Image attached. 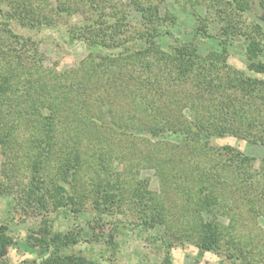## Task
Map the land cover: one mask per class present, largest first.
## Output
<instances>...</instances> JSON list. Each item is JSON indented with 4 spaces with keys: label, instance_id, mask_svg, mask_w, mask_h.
Listing matches in <instances>:
<instances>
[{
    "label": "rangeland",
    "instance_id": "1",
    "mask_svg": "<svg viewBox=\"0 0 264 264\" xmlns=\"http://www.w3.org/2000/svg\"><path fill=\"white\" fill-rule=\"evenodd\" d=\"M33 1L35 6L43 3V0ZM52 1L56 2V0ZM262 1L250 0V9L239 15L234 14L233 20L228 24L226 12L221 13V18L219 16V11L224 8L214 4L213 0H201V2L200 0H157L161 16L164 14L168 17L176 16L174 24L168 20L164 26L172 34L166 36L163 41L159 40L164 47L173 39H178L179 42H192L205 57L209 52L220 49L217 39L224 38L220 25L228 24L236 27L237 34L227 39L225 63L218 67L216 73L218 78L213 80L214 84H220L226 90H222L221 96L218 95L212 100L211 107L218 101H225L226 95L234 97V87L230 86L236 82L235 79L240 77L264 79V74L256 73L248 67L246 41L242 36V33L248 32L255 36L254 25H261L264 29ZM102 5H104V13L110 15L119 11V15L124 13L130 23L138 25L136 24L139 19L138 11L130 0H108ZM192 6L195 13L205 18L201 23L206 25L207 33L211 37H202L192 29L193 25L189 22V8ZM89 7L87 1H82L72 13L58 17L53 26L37 27L36 24L30 29L27 27L25 29L17 25L15 30L27 37L30 36L31 41L37 42L39 50L44 55L43 62L46 69L70 74L69 70L79 67V74H76L75 78L84 80L87 74H92L98 65L97 62H101L98 53L106 56L118 53L115 48L106 49L103 45L98 47L88 45L83 34L78 31L80 28L82 32V27L84 29V26L91 23ZM122 20L125 21V16H122ZM27 22L31 23L30 20ZM3 27L0 25V40L7 45ZM75 32L78 33L77 36L71 38ZM256 37L261 40L260 34ZM261 41L262 48L258 57L264 61V38ZM139 45L140 43H132L131 48ZM1 48L4 49L3 46ZM91 54L95 57V61H91L92 66L89 61H85ZM122 54L124 55L123 51ZM104 62L102 60V64ZM28 63L26 61V66ZM95 70L92 76V81L96 83L95 94H98L99 88L107 93L108 101L99 98L94 101L89 98L92 101H87V105L93 108V113L89 117L95 120L96 124L89 121L79 124L76 121L52 124L55 129L52 128L49 134H54L52 140L54 151L48 162L53 164L57 159L54 153L58 144L66 143L68 136H79L77 140L74 136L78 141L81 156L80 165L74 169L75 181L79 182L78 187L80 188L81 181L88 180L87 175H94V170L105 171L97 161L100 157L106 159L109 155L112 157L111 167L119 177L123 178L125 187H128L124 192L128 204H123L124 206L121 207L114 203L112 213L103 214L101 218L92 222V230L97 241L80 242L73 247V251L92 257L101 264H264V132L253 128L249 139L242 135L243 132L249 135L250 129H243L237 135L223 133L209 136L206 128H201L199 120L200 116L210 115L208 111L204 113L199 109L200 103L209 107L207 100L209 94L206 92L199 93L189 83L176 81L175 83L162 75L148 79L142 76L143 79L139 78L142 82L138 83L137 87L131 84V97L128 98L125 97L124 89L128 78L125 77L124 71H109L104 66L103 69L97 66ZM108 72L111 75H107ZM23 75L18 73L16 77L22 79ZM71 77L72 75H69L65 81L64 79L58 81L70 84ZM54 82L56 80L47 85H52ZM89 86L91 88L92 85ZM143 94L156 108L163 104L169 106V113L175 116L172 120L179 126L177 133L156 130L157 134H151L143 130L144 128L134 130L120 126L131 115H135L136 120L151 119L146 111L133 109L136 101H142ZM184 98L188 101L183 102ZM177 101L180 102L177 104ZM191 104H195L198 109L192 108ZM240 104L244 107V103ZM249 104L248 102L245 104L246 112L262 120L264 113L261 111H264V104L256 105L258 109L254 105L247 107ZM105 105L111 109L109 117L97 112L99 106ZM13 109L12 107L11 111ZM31 118L35 117L31 116ZM35 120L36 125L41 121L36 118ZM142 125L144 127V124ZM70 127L75 128L70 130ZM83 128L85 132L81 131ZM188 128L192 129L191 133L194 131L196 138L202 135L201 142L204 139L209 140V144L213 147V153H210L212 156H199L196 149L192 150L199 146L194 147L191 144L193 139L186 131ZM253 133L255 141L251 138ZM13 136L16 139L14 138L9 145L0 142V181L6 184L9 190L6 196L0 198V223L8 224L14 240L0 264H34L36 252L26 244L25 239L26 234L36 228L42 218L49 217L53 220L55 229L64 230L73 228L78 223L85 224L94 212L85 211L86 213L77 215V218L72 214L64 216V209L61 207L52 209L49 201L48 208H40L37 198L42 191L31 195L27 191L31 172L30 167L27 166L30 164L28 156L33 157L34 153L30 150L27 155L30 132L23 129L22 133L14 132ZM105 142H109L110 145ZM188 143L190 146H185ZM225 146L232 150L231 153L237 154L239 160L245 159L244 162H239L241 164L239 169L235 163H231L232 170L229 169L228 161H224ZM96 148L98 149L93 157L91 154ZM92 159L94 163L90 162ZM217 160L220 162L217 163ZM204 173L211 176L215 188L209 184L210 180L199 182L202 180L200 175ZM144 184V188L141 189ZM136 186L140 187L143 193L141 201L151 205L152 200L156 198L162 203L161 205H164L167 214L164 223L151 227H144L140 223V219L137 218L140 210L135 204L136 198L131 193ZM66 188L69 189V186L66 185ZM150 196L151 200H149ZM206 199H209L207 201L209 212L201 211L191 203L198 200H200L199 204L204 203ZM213 217L223 225L221 229L223 236L217 250H204L197 244L198 219L205 222L211 221ZM109 235H114L113 243L110 242Z\"/></svg>",
    "mask_w": 264,
    "mask_h": 264
},
{
    "label": "trees",
    "instance_id": "2",
    "mask_svg": "<svg viewBox=\"0 0 264 264\" xmlns=\"http://www.w3.org/2000/svg\"><path fill=\"white\" fill-rule=\"evenodd\" d=\"M82 1L89 3L88 10H90L92 17H89L91 23L86 26L83 25L82 32L80 28L78 31L83 34L85 42L92 47L103 45L106 49L115 48L118 50L117 54L111 56L98 53L101 62H97L96 67L99 66L103 69L104 66L109 71L115 72L124 71L125 77L128 78L124 84L125 97H131V84H135L137 87L138 83L142 82L139 78H157L162 75L174 82L189 83L199 93L206 92L209 94L207 98L209 107L204 103L199 104L200 110H203L204 113L208 111L210 114L209 117L200 116L199 118L201 128H206L209 136L222 135L223 133L237 135L243 129H250L249 135L246 132H243L244 135H242L249 139L253 128L264 132V118L258 119L257 116L248 114L245 110L247 102L250 103L247 107L254 105L256 109H258L256 105L264 104V79L258 80L249 77L235 79L236 82L230 86L234 87V97L226 95L225 101H218L211 107L213 105L212 100H215L218 95L221 96L222 90H226L222 85L214 84L213 80L218 78L216 75L218 67L225 63L227 39L233 38L237 34L236 27L228 24L233 20L234 14L239 15V13L250 9V0H213L214 4L224 8L219 11V16L221 18V13L226 12L228 24L219 26L222 34H224L223 39H217L219 51H211L205 57L198 51V46L192 42H179L178 39H173L170 44H166V47L162 45L160 41H163L166 36L172 35L171 31L164 26L168 20L174 24L176 16L168 17L165 14L161 16L160 5L157 0H130L136 5L138 11L139 19L136 26L127 20L124 13L121 15H119V11L110 15L107 12L104 13L102 3L108 0H56V2L43 0V3L38 6H35L33 0H0V25L4 26L2 31L8 41L5 45L0 40V142L9 145L15 138L14 132L22 133L23 129L30 132L27 141V155L30 150H33L34 153L33 157L28 156L30 164L27 166L30 167L31 172L27 191L30 195L42 191V194L37 198L40 208L46 209L49 201L52 209H59L58 207L64 209V216L72 214L77 218V215L80 216L82 213H86L85 211L94 212V215L91 219H87L85 224L78 223L77 226L64 230L55 229L53 220L49 217L42 218L39 225L26 234L25 239L26 244L36 252V263L34 261V264H101L98 260L79 251L74 252L73 247L80 242L92 243L97 241L92 230V222L101 218L103 214L112 213L114 203L121 207L128 204L124 196L128 187H125L123 178L119 177L114 172V168L111 167L112 157L109 155L106 159L100 157V160L97 161V164L103 166L105 171L94 170V175H87L88 180L86 182L81 181L80 188L78 187L77 183L79 184V182L75 181L74 169L78 168L81 161L79 145L76 141L79 136H68L66 143L58 144L54 153L57 159L54 160L53 164L48 162L52 151H54V142L52 141L54 134H49L52 128L55 129L52 124L57 125L70 121H76L78 124L89 121L96 124V121L89 117L93 113V108L87 105V101H94L98 98L102 101H108L107 93L98 87V94H95L96 83L92 81V76L95 74L96 67L92 74L86 75L84 80L83 78H75L76 74H79V67L69 70L70 74L46 69L43 62L44 55L39 50L37 42L31 41L30 36L27 37L15 30L17 25L18 27H27V29L36 24L37 27L53 26L58 17L69 15ZM262 6L264 7V0ZM122 16H125V21L122 20ZM189 18L195 33L202 37H211L207 33L206 25L201 23L205 18L200 17L197 12L195 13L194 6L189 8ZM262 18L264 20V17ZM110 19L113 21H109ZM28 20H30V24H28ZM254 27L255 36L250 32L242 33L246 41L248 67L256 73L264 74V61L258 57L262 48L261 40L264 38V29L261 25H254ZM67 31L70 33L69 30ZM73 34L71 38L77 36L78 33ZM259 34L261 40L256 37ZM132 43H140V45L137 46L138 48H131ZM102 60L105 61L103 64ZM26 61L29 62L27 66ZM85 61H89L92 66L95 57L91 54ZM16 71L19 74H24L22 79L16 77V75L18 76ZM102 72L105 71L102 70ZM106 74L111 75L109 72ZM69 75H72L70 84L58 81L59 79L65 81ZM134 77L135 79H133ZM44 80L46 82H43ZM53 80L56 82L47 85ZM89 85H92L91 88ZM141 99L142 101L135 102L133 109L134 111H146L147 116L151 119L136 120L137 117L131 115L125 122H122L123 125H120L122 128L134 130L144 128L143 130H147L151 134H157L156 130H163L168 133L178 132L179 126L176 121L172 120L175 116L173 117L169 113V106L163 104L156 108L145 94L141 95ZM184 101L188 100L184 98ZM236 101L240 102L237 103ZM178 102L180 101H177V104ZM240 103H244V107L240 106ZM12 107L14 109L11 111ZM191 107L196 108L197 106L191 104ZM97 112L100 114L102 112L104 116L109 117L111 109L108 105L99 106ZM261 112L264 113V111ZM10 114L12 116H9ZM31 116H34L38 121L41 119L40 123L36 125L37 121ZM73 128L75 127H70V130ZM189 129L186 131L193 139L191 144L194 147L199 146L192 150L196 149V153L200 154L199 156H212L210 153H213V147L209 144V140L204 139L201 142L200 137L202 135L196 138L194 131L191 133L192 129ZM81 131L85 132V129L83 128ZM251 138L255 141L254 133ZM105 144L110 145L109 142H105ZM185 146H190V143ZM97 149H93L91 154L93 157L96 155ZM223 149L226 153L224 161H228L229 169H231V163H235L239 169L240 163L244 162L245 159L239 160L238 155L231 153L232 150L228 146L223 147ZM99 150L101 151V149ZM218 156L222 155L218 154ZM85 161L87 160L85 159ZM90 162L94 163V159ZM218 162L220 161L217 160ZM200 176H202L200 183L210 180L209 184L212 186L215 184L212 183L213 179L208 173ZM60 181L64 183H59ZM66 185L69 186V189L66 188ZM144 186L145 184L141 186V189ZM213 188L215 187L213 186ZM141 189L136 186L131 191L133 197L136 198L135 204L140 210L137 217L140 219V223L144 227L164 223L167 219L164 205H161L162 203H159L156 198L152 200L151 205L141 201L143 198ZM8 192V186L0 181V198L6 196ZM45 195H47L46 198ZM151 199L150 196L149 200ZM208 200L206 199L204 203L200 204V200L191 203L195 204L199 210L209 212ZM132 203L134 204V201ZM198 226L199 241L197 244L199 248L217 250L221 236H223L221 230L223 225L219 224L213 217L211 221L205 222L198 219ZM109 236L110 242L113 243L114 235ZM13 241L8 224L1 222L0 262L6 257Z\"/></svg>",
    "mask_w": 264,
    "mask_h": 264
}]
</instances>
